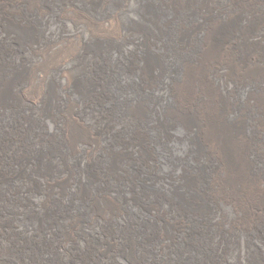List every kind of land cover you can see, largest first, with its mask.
Wrapping results in <instances>:
<instances>
[{
    "label": "bare ground",
    "instance_id": "bare-ground-1",
    "mask_svg": "<svg viewBox=\"0 0 264 264\" xmlns=\"http://www.w3.org/2000/svg\"><path fill=\"white\" fill-rule=\"evenodd\" d=\"M0 264H264V0H0Z\"/></svg>",
    "mask_w": 264,
    "mask_h": 264
},
{
    "label": "rangeland",
    "instance_id": "rangeland-1",
    "mask_svg": "<svg viewBox=\"0 0 264 264\" xmlns=\"http://www.w3.org/2000/svg\"><path fill=\"white\" fill-rule=\"evenodd\" d=\"M0 261H1V262L4 261V258L0 257Z\"/></svg>",
    "mask_w": 264,
    "mask_h": 264
}]
</instances>
